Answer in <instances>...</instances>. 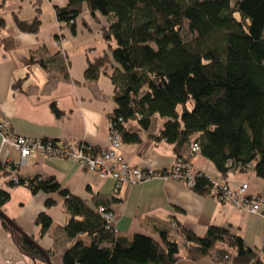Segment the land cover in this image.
<instances>
[{
  "label": "trees",
  "instance_id": "16d2710c",
  "mask_svg": "<svg viewBox=\"0 0 264 264\" xmlns=\"http://www.w3.org/2000/svg\"><path fill=\"white\" fill-rule=\"evenodd\" d=\"M66 1V6L55 7L61 30L74 34L83 10L107 22L101 36L108 52L88 63L84 77L94 81L104 74L110 81L115 109L109 129L122 143L139 141L126 131L127 121L136 120L147 129L150 119L158 116L163 120L158 139L173 145L174 163L189 164L190 157L200 154L212 163L220 180L236 171H249L264 180V0ZM15 24L21 33L36 34L40 20L36 14L30 21L16 19ZM3 28L0 20V31ZM12 46V40L5 38L4 48ZM51 63L62 69L67 80L60 58L26 61L44 70ZM51 110L60 115L54 105ZM192 145L198 147L197 153H191ZM10 170L16 171L17 183L9 180ZM169 172L154 174L165 177ZM0 181L1 211L10 199L8 189L21 185L31 194L62 199L67 215L63 225H55L46 212L35 219L39 236H51L54 247L61 235L70 241L59 264H176L180 259L178 244L165 230L156 238L135 234L127 241L118 237L99 212L101 208L111 213L113 199L93 195L90 202L82 200L53 178L23 180L18 167L8 163H0ZM225 186L195 173L190 189L218 198ZM52 206L53 200L47 198L44 207ZM0 223L18 251L31 261L46 263L45 255L49 259L54 255V249L43 254L8 224ZM178 232L189 261L210 258L214 264H264V251L262 256L260 249L247 247L228 227L210 226L202 236L184 227Z\"/></svg>",
  "mask_w": 264,
  "mask_h": 264
},
{
  "label": "crops",
  "instance_id": "0c3cea01",
  "mask_svg": "<svg viewBox=\"0 0 264 264\" xmlns=\"http://www.w3.org/2000/svg\"><path fill=\"white\" fill-rule=\"evenodd\" d=\"M66 4V0H0V20L4 22L0 31V118L21 137L80 142L102 149L107 146L109 117L115 109L113 88L104 74L88 81L84 72L88 63L108 52L101 36V29L107 22L83 10L76 20L74 34L61 30L55 7L62 8ZM36 14L40 20L36 34L18 31L16 19L30 21ZM5 38L12 40V48H4ZM61 39L64 41L60 42ZM53 57L61 59L67 80L63 79L62 69H57L56 64L51 63L49 70L38 64L26 65L30 58ZM52 105L59 116L52 112ZM162 124L158 116L150 119L147 129L136 120L125 123L126 131L139 138L135 143L123 142L120 147L119 153L129 165L155 172H165L172 167L176 158L174 147L158 139ZM8 160L16 163L18 153L0 146V162ZM189 165L193 171L202 172L221 184L224 182L228 188L246 185L248 194L264 197V180L252 172L236 171L220 180L212 163L200 154L190 157ZM18 174L23 180L36 176L53 178L70 194L88 202L93 195L113 199L109 208L116 235L130 241L135 234L156 238L159 231L165 230L179 246L180 259L176 264H214L210 258L196 262L186 259L183 239L178 232L181 227L197 236H202L210 226L228 227L247 247L264 248V217L261 214L237 211L230 204L211 195L200 196L177 181L156 177L130 186L111 179L100 180L69 159L41 154L28 157L18 168ZM8 193L10 199L2 207L3 213L27 236L35 239L42 250L54 249L50 262L59 264L70 241L61 235L54 247L51 236H39L35 219L46 212L55 225H63L67 215L62 199L41 192L31 194L22 185L8 189ZM47 198L53 200L54 206L44 207ZM0 264L46 263L33 262L22 255L0 223Z\"/></svg>",
  "mask_w": 264,
  "mask_h": 264
},
{
  "label": "built area",
  "instance_id": "2783aa9c",
  "mask_svg": "<svg viewBox=\"0 0 264 264\" xmlns=\"http://www.w3.org/2000/svg\"><path fill=\"white\" fill-rule=\"evenodd\" d=\"M63 41V39L60 40V42ZM0 146H7L18 153V161L16 163L9 160L0 163H8L18 168L25 164L28 157L41 154L69 159L80 169L93 173L100 180L111 179L116 183H125L130 186L158 177L154 174L153 170L133 167L124 160L119 153L122 141L116 132L111 129H108L107 133V146L102 149H94L80 142L61 141L54 144L51 140L21 137L15 134L9 124L0 118ZM197 152L198 147L192 145L191 153ZM187 168H190L189 164L177 161L173 163L169 174L162 178L180 182L188 188H191L193 185L195 173L208 178L202 172L189 171ZM182 169H187L186 173H183ZM9 180L15 183L18 182V176L15 170H10ZM211 181L216 186L219 183L214 180ZM213 193L214 191L212 190ZM218 199L221 202L230 204L237 211L264 215V197L248 194L246 185H239L235 188L225 186L222 188L221 195ZM99 212L113 227V214L101 208Z\"/></svg>",
  "mask_w": 264,
  "mask_h": 264
},
{
  "label": "water",
  "instance_id": "95a60500",
  "mask_svg": "<svg viewBox=\"0 0 264 264\" xmlns=\"http://www.w3.org/2000/svg\"><path fill=\"white\" fill-rule=\"evenodd\" d=\"M0 220H2L4 223L8 224L12 229H14L16 232L21 234L25 237V239L32 244L33 246L40 248L37 246L31 239V237L27 236L10 218H8L3 211L0 210ZM41 249V248H40ZM41 252L44 254V251L41 249ZM46 264H51L50 259L47 255H45Z\"/></svg>",
  "mask_w": 264,
  "mask_h": 264
},
{
  "label": "rangeland",
  "instance_id": "374dc122",
  "mask_svg": "<svg viewBox=\"0 0 264 264\" xmlns=\"http://www.w3.org/2000/svg\"><path fill=\"white\" fill-rule=\"evenodd\" d=\"M180 248H181V247H180ZM263 249H264V248H263ZM263 249H260V250H259V253H260V254H261V253L263 254V251H264ZM262 254H261V255H262ZM262 256H263V255H262Z\"/></svg>",
  "mask_w": 264,
  "mask_h": 264
}]
</instances>
